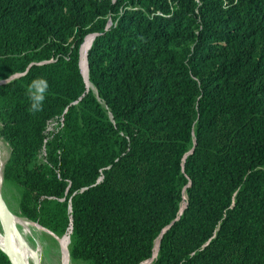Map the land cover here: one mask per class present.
<instances>
[{"label": "trees", "instance_id": "16d2710c", "mask_svg": "<svg viewBox=\"0 0 264 264\" xmlns=\"http://www.w3.org/2000/svg\"><path fill=\"white\" fill-rule=\"evenodd\" d=\"M13 76L2 178L71 259L264 264V0H0Z\"/></svg>", "mask_w": 264, "mask_h": 264}, {"label": "rangeland", "instance_id": "374dc122", "mask_svg": "<svg viewBox=\"0 0 264 264\" xmlns=\"http://www.w3.org/2000/svg\"><path fill=\"white\" fill-rule=\"evenodd\" d=\"M8 156H9V147L4 141H2V139H0V195L4 203L6 204L8 210L13 216L18 217L24 222H28L27 220L19 217L17 213L18 212L17 201L19 197L17 188L12 184L5 183L2 178L3 165L8 159ZM16 229L20 234V236L22 237L26 248L29 249L30 255L34 258V260H30V264H63L62 253L58 240H60L64 236L61 238L57 237L56 239L51 235H49L48 233H46L45 231L39 230L31 225H28L25 228L16 227ZM2 238H3V231L0 223V239ZM67 264H91V263L87 261L71 259L68 255Z\"/></svg>", "mask_w": 264, "mask_h": 264}, {"label": "water", "instance_id": "95a60500", "mask_svg": "<svg viewBox=\"0 0 264 264\" xmlns=\"http://www.w3.org/2000/svg\"><path fill=\"white\" fill-rule=\"evenodd\" d=\"M94 37H95V35L92 36L90 46L94 40ZM90 46L88 47V50L90 49ZM80 49H81V47H80ZM86 58H87V53H86ZM86 65H87V60H86ZM79 67H80V63H79ZM81 75H82V73H81ZM17 77L18 76H13L10 79H8L7 81H2V82H0V85L6 84V83L12 81L13 79H15ZM82 77H83V75H82ZM83 79L85 81L84 77H83ZM87 80H88V65H87ZM85 84H86V81H85ZM86 88H87V86H86ZM184 207H185V205H184ZM12 219H13V215L8 210L6 204L4 203V201L0 195V223H1L2 231H3V238H2L3 244H2V246H0V251L7 256L10 264H24V261L22 260V258H20V256L18 255V252L16 251V246H15V242H14L15 236L19 237L22 244H24V241H23L22 237L20 236V234L18 233ZM35 225L38 226L37 224H35ZM38 227L41 228L43 231L51 234L55 238H57L55 235H53L51 232L47 231L46 229H44L40 226H38ZM70 230H71V228H70ZM69 242L70 241H69V236H68V244H69ZM157 252H158V248H157ZM157 252L155 255H153V258L156 257ZM151 260L144 263V264L150 263Z\"/></svg>", "mask_w": 264, "mask_h": 264}, {"label": "bare ground", "instance_id": "6f19581e", "mask_svg": "<svg viewBox=\"0 0 264 264\" xmlns=\"http://www.w3.org/2000/svg\"><path fill=\"white\" fill-rule=\"evenodd\" d=\"M91 39H92V36L90 38L86 39V41L82 45L81 51H80V56H81L80 57L81 58V60H80V71H81L83 77L85 78L86 86L88 89L91 88V85H90L89 81L87 80L86 53H87L88 47L90 46ZM12 220H13L15 227L25 228L26 226L31 225V226L36 227L39 230H42L38 226H36L32 223H29V222H24L23 220L19 219L18 217L13 216ZM49 235H51V234H49ZM52 237H54V236H52ZM14 242H15V246H16V251L18 252V255L20 256V258H22V260L24 261V264H30V260H34V258L30 255L29 249L26 248V246L24 244H22V242L18 236H15ZM58 243H59L61 253H62L63 264H67V261H68V250H67V248H68V236L65 235L63 238L58 240ZM2 244H3V241H2V239H0V246H2ZM154 252L156 254L157 247L155 248Z\"/></svg>", "mask_w": 264, "mask_h": 264}, {"label": "clouds", "instance_id": "9594fccd", "mask_svg": "<svg viewBox=\"0 0 264 264\" xmlns=\"http://www.w3.org/2000/svg\"><path fill=\"white\" fill-rule=\"evenodd\" d=\"M48 89V84L45 80L39 79L33 81L27 89V95L31 101L30 110L38 112L42 110L43 100L45 99L44 93Z\"/></svg>", "mask_w": 264, "mask_h": 264}, {"label": "built area", "instance_id": "2783aa9c", "mask_svg": "<svg viewBox=\"0 0 264 264\" xmlns=\"http://www.w3.org/2000/svg\"><path fill=\"white\" fill-rule=\"evenodd\" d=\"M62 126H63L62 120H60L58 122L57 121L56 122H53V121L48 122L47 126H46V133L47 134L53 133L54 131L59 130Z\"/></svg>", "mask_w": 264, "mask_h": 264}]
</instances>
